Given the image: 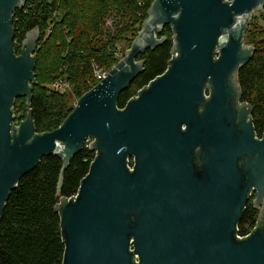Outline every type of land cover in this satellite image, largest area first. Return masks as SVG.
<instances>
[{
	"label": "water",
	"instance_id": "95a60500",
	"mask_svg": "<svg viewBox=\"0 0 264 264\" xmlns=\"http://www.w3.org/2000/svg\"><path fill=\"white\" fill-rule=\"evenodd\" d=\"M26 1L0 0V222L11 191L44 156L62 159L61 190L92 139L78 193L57 206L63 264H264V135L234 83L256 49L245 35L264 0H153L105 78L43 133L31 109L40 30L19 53L14 46L13 14ZM166 25L174 39L166 71L120 108L119 95L144 71L139 55L167 40ZM18 97L29 108L19 123ZM254 186L262 225L239 238Z\"/></svg>",
	"mask_w": 264,
	"mask_h": 264
},
{
	"label": "trees",
	"instance_id": "16d2710c",
	"mask_svg": "<svg viewBox=\"0 0 264 264\" xmlns=\"http://www.w3.org/2000/svg\"><path fill=\"white\" fill-rule=\"evenodd\" d=\"M153 0H27L13 14L14 46L21 51L26 34L40 30L36 45V84L33 87L32 112L36 131L43 133L57 128L73 110L67 105V93L54 89L59 76L66 77L81 97L97 84L95 68L110 70L123 54L117 43L136 37L148 16ZM264 12V11H263ZM263 12H261L262 15ZM109 18H112L109 26ZM167 40L155 49H148L138 59L144 60V71L118 98V106L126 103L164 73L172 56L173 31L166 25L159 36ZM245 39L253 44V33L247 29ZM130 41V42H132ZM253 42V43H252ZM251 59L236 73L234 83L241 91L240 101L252 107L255 132L264 133V39L253 44ZM16 122L26 118L29 108L26 97L14 104ZM95 152L85 146L70 161L58 189L62 159L56 154L44 156L26 173L6 201L0 222V264H63L66 244L61 214L57 209L63 198L78 193L83 178L90 170ZM246 206L241 228L253 218Z\"/></svg>",
	"mask_w": 264,
	"mask_h": 264
},
{
	"label": "rangeland",
	"instance_id": "374dc122",
	"mask_svg": "<svg viewBox=\"0 0 264 264\" xmlns=\"http://www.w3.org/2000/svg\"><path fill=\"white\" fill-rule=\"evenodd\" d=\"M263 11H264V9L259 10V11H255L253 13L249 27H248V29H250L253 33V40L255 41L254 43H257V41L260 39H264V15L261 14V12H263ZM263 14H264V12H263ZM108 23H109V26H111L112 18H109ZM127 37H128L127 39L126 38L120 39L119 42L117 43V53L120 55L124 54L126 49L128 47H130V45L132 43L130 41H132L131 38H133V34L128 33ZM245 44L248 45L251 43L247 42L245 39ZM61 91H64L67 93V105H68V107L74 108L80 97L78 94H76L74 92L73 87L70 85L67 88H65V90H61ZM19 122H20V120H18V123Z\"/></svg>",
	"mask_w": 264,
	"mask_h": 264
},
{
	"label": "flooded vegetation",
	"instance_id": "af4514ba",
	"mask_svg": "<svg viewBox=\"0 0 264 264\" xmlns=\"http://www.w3.org/2000/svg\"><path fill=\"white\" fill-rule=\"evenodd\" d=\"M253 126H254V124H253ZM256 135L258 138H262L264 133L262 135H258L256 133ZM257 191H258L257 188L254 186L251 188V191L249 193V199H248L246 206H250V208H252L254 217L250 218V220L245 222L244 229H243L244 230L243 235H250L256 228H258L260 225H262V223L260 222V217L262 215L263 204L259 208H257L255 206V203H254V200L257 196ZM245 211H246V208H245ZM245 211H244V213H245ZM243 217H244V214H243L241 220L239 221V223L237 225L238 230H240V229L242 230V228L240 226H241V222L243 220Z\"/></svg>",
	"mask_w": 264,
	"mask_h": 264
},
{
	"label": "built area",
	"instance_id": "2783aa9c",
	"mask_svg": "<svg viewBox=\"0 0 264 264\" xmlns=\"http://www.w3.org/2000/svg\"><path fill=\"white\" fill-rule=\"evenodd\" d=\"M108 72H109V69H107V68H99V67L96 66V68H95V79H96L97 83L100 82L102 79H104L105 76L108 74ZM70 85H71L70 81L67 80L66 77L59 76L55 80V82L52 84V87L54 89H57V90H65V88H67ZM91 141H92V139H88L87 146L89 145V143ZM134 164H135V157L134 156L129 157L128 158V166L130 167L131 170L133 169ZM76 194L73 197H75ZM237 236L239 238H241V237H244V236H247V235L241 234V232L238 230Z\"/></svg>",
	"mask_w": 264,
	"mask_h": 264
}]
</instances>
